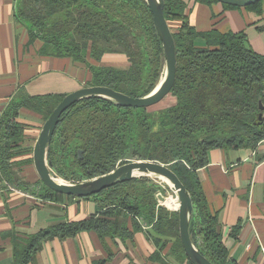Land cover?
Here are the masks:
<instances>
[{
  "label": "trees",
  "instance_id": "obj_1",
  "mask_svg": "<svg viewBox=\"0 0 264 264\" xmlns=\"http://www.w3.org/2000/svg\"><path fill=\"white\" fill-rule=\"evenodd\" d=\"M262 3L245 8L260 13ZM188 4V0H164L166 20L180 24L172 30L176 82L165 97L174 102L155 109L165 98L149 108L120 107L101 97L83 99L62 114L49 158L58 176L71 183L108 174L130 161L168 166L192 196L195 214L190 232L196 248L212 264H239L224 243L218 215L210 209L198 170L208 164L213 149L256 150L264 141V121L258 122L259 114L264 115V55L250 47L244 32L197 31L189 22ZM16 18L25 24L30 42L43 43L42 54L85 64L92 75L89 86L143 97L163 77L164 53L146 0H18ZM107 54L125 55L129 66L89 62L99 63ZM64 97L18 94L2 114L0 179L9 186L43 199L75 198L51 190L40 179L29 183L19 173L33 163V149L22 148L27 125L19 121L20 111H34L45 122ZM79 150L83 160L78 158ZM22 156L26 158L16 160ZM170 191L156 179L143 176L87 197L98 203L97 217L16 239L14 264L35 263L44 243L54 238L65 240L83 231H95L102 240L132 238L144 228L150 230L153 242H162V251L171 244L167 256L192 264L181 242L178 211L160 204L159 195ZM166 258L160 252L152 256V260L171 264Z\"/></svg>",
  "mask_w": 264,
  "mask_h": 264
},
{
  "label": "crops",
  "instance_id": "obj_2",
  "mask_svg": "<svg viewBox=\"0 0 264 264\" xmlns=\"http://www.w3.org/2000/svg\"><path fill=\"white\" fill-rule=\"evenodd\" d=\"M188 2L189 22L197 31L244 32L250 47L264 55V0L260 13L245 7L227 8L219 2ZM17 7L18 0H0V118L18 94L66 96L89 86L92 76L85 64L42 54L43 43L30 42L25 24L16 18ZM169 26L176 31L180 24L170 22ZM198 43L204 45V40ZM124 59L122 54H107L99 63L89 62L127 68L129 62H122ZM19 121L27 125L22 148H33L32 136L44 122L42 115L22 109ZM27 173L29 183L39 180L34 170ZM198 176L211 211L218 215L230 255L239 264H264V141L256 150H211L208 164L198 170ZM99 213L94 199H43L0 179V264H14L16 239L57 225L88 221ZM149 231L144 228L132 238L102 240L95 231H83L65 240L54 238L44 243L32 264H94L100 260H107L106 264H163L152 260L158 252L171 264H187L167 256L171 244L162 251V242H153Z\"/></svg>",
  "mask_w": 264,
  "mask_h": 264
},
{
  "label": "water",
  "instance_id": "obj_3",
  "mask_svg": "<svg viewBox=\"0 0 264 264\" xmlns=\"http://www.w3.org/2000/svg\"><path fill=\"white\" fill-rule=\"evenodd\" d=\"M225 5L247 7L261 0H216ZM152 11L154 27L159 36L164 53V73L155 89L143 97H131L122 92L104 86H87L68 95L54 109L41 127L33 147V163L39 179L51 190L75 198H87L96 195L118 183H123L139 177L154 178L169 188L178 198L179 230L183 248L192 264H212L194 245L191 238V227L195 208L190 192L179 177L166 165L152 161H130L118 166L112 172L78 183H71L59 177L49 158V146L62 114L72 105L83 99L101 97L112 101L120 107L149 108L160 103L169 95L176 82L177 52L175 40L169 23L164 15V0H146ZM261 109L263 106L261 104ZM264 121V115L259 114L258 122ZM63 143L65 140L63 139ZM83 151H78L79 160H83ZM61 178L62 180H58ZM164 196L159 195L160 202Z\"/></svg>",
  "mask_w": 264,
  "mask_h": 264
},
{
  "label": "rangeland",
  "instance_id": "obj_4",
  "mask_svg": "<svg viewBox=\"0 0 264 264\" xmlns=\"http://www.w3.org/2000/svg\"><path fill=\"white\" fill-rule=\"evenodd\" d=\"M125 61H127V60H122V62H125ZM119 63V62H118ZM121 63V62H120ZM124 63H122L121 65H123ZM70 94V93H69ZM174 102V99L172 98V97H167V98H165L159 105H157V106H155V107H153V108H155V109H158V108H162V107H165V106H168V105H170V104H172ZM44 124V122H42L41 123V126L40 127H42V125ZM40 127H38V129H37V131H35V134L32 136V141H34L32 144V147H34V144H35V142H36V140H37V138H38V135H39V133H40V130H41V128ZM33 149V148H32ZM31 156L33 157V151H32V154H31ZM30 169H32V170H34L35 171V178L38 180L39 179V177H38V174H37V172H36V170H35V167H34V163H32V164H29V165H26L25 167L23 166V169L21 168L20 169V176L21 177H23L22 175H24L25 177H23L25 180H26V174L28 175V171L30 170ZM32 176V175H31ZM32 178V177H31ZM35 179V180H36ZM171 195H172V193H167L166 195H162V196H166L167 198H172L171 197ZM170 200V199H169ZM168 201V200H167ZM171 201H173V200H170L169 201V203L171 202ZM172 203V202H171ZM168 209H170V208H168ZM171 209H173V208H171ZM170 209V210H171Z\"/></svg>",
  "mask_w": 264,
  "mask_h": 264
},
{
  "label": "built area",
  "instance_id": "obj_5",
  "mask_svg": "<svg viewBox=\"0 0 264 264\" xmlns=\"http://www.w3.org/2000/svg\"><path fill=\"white\" fill-rule=\"evenodd\" d=\"M169 193H172V195H171L172 199L176 200V201L178 202V206H179V201H178V198L175 196V194H174L172 191L168 192V194H169ZM164 197H165V199L167 198L166 196H164ZM160 204L163 205V206H166L167 208H170V209H171V207L165 205L163 202H160ZM178 206L175 207V208H173V209H171V210H172V211H177Z\"/></svg>",
  "mask_w": 264,
  "mask_h": 264
},
{
  "label": "bare ground",
  "instance_id": "obj_6",
  "mask_svg": "<svg viewBox=\"0 0 264 264\" xmlns=\"http://www.w3.org/2000/svg\"><path fill=\"white\" fill-rule=\"evenodd\" d=\"M58 180H62L61 178H58ZM170 200H173V201H171L170 203H169V201ZM170 200L168 199V201H166V204L169 206V207H171V208H175V207H177L178 206V202L176 201V200H174V199H172V198H170Z\"/></svg>",
  "mask_w": 264,
  "mask_h": 264
}]
</instances>
